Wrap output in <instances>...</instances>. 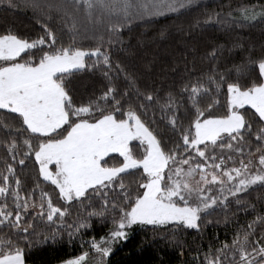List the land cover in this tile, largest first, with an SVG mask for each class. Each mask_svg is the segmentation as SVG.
<instances>
[{"label":"snow or ice","instance_id":"6c2138e0","mask_svg":"<svg viewBox=\"0 0 264 264\" xmlns=\"http://www.w3.org/2000/svg\"><path fill=\"white\" fill-rule=\"evenodd\" d=\"M0 4L18 6L14 0ZM199 5L200 0H24L43 17V35L29 39L11 28L0 32V147L7 154L0 156V264H28L26 248L55 241L61 228L70 247L80 237L81 251L59 264H107L114 245L126 241L135 226L199 230L202 221L211 222L205 217L232 203L257 212L246 197L264 188V51L253 56L249 50L233 66L234 81L228 78L231 70L213 65L208 72L191 70L178 90L161 97L158 88L141 90L119 61L114 67L108 50L123 45L120 32L134 21L147 23ZM227 7L206 11L190 27L230 30L264 23L261 0ZM54 19L60 35L50 26ZM64 33L67 43L61 41ZM86 40L95 46L84 47ZM218 51L212 48L209 57L217 59ZM253 68L258 76L241 84L239 78ZM96 71L107 81L104 88L86 102L77 100L73 77ZM120 74L128 84L122 91L113 80ZM152 105L175 140L162 139L143 119ZM222 106L225 111L217 112ZM249 110L258 117L255 123L247 118ZM111 154L121 162L110 164ZM32 157L36 177L26 189L17 166L25 167ZM136 173L138 179L125 182ZM42 184L53 186L55 200ZM72 203L91 211L69 225L65 217ZM93 217L110 219L112 227L85 240L81 234L91 229ZM37 221L57 229L44 235ZM204 264H264V212L240 225L230 241L210 246Z\"/></svg>","mask_w":264,"mask_h":264},{"label":"trees","instance_id":"16d2710c","mask_svg":"<svg viewBox=\"0 0 264 264\" xmlns=\"http://www.w3.org/2000/svg\"><path fill=\"white\" fill-rule=\"evenodd\" d=\"M14 2L18 4L15 8L0 4V32L11 28L17 34L29 39L43 35L41 27L43 17L40 13L25 7L24 0H14ZM253 2L255 0H200L199 7L182 14L154 17L147 23L134 21L130 28L122 29L120 32L123 45L117 44L108 48L112 54L114 67L115 61H119L137 77L141 90L146 87L158 88L161 97L168 91L178 90L182 79H187L186 74L191 70L196 74L208 72L213 65H218L221 70H231L228 78L234 81L237 77L233 66L240 65L249 54V50H252L253 56L264 51V23L230 30L218 26H190L194 25L197 19H205L206 11H219L222 7L224 11H228L229 4L235 8ZM50 26L56 28L60 35L59 25L55 19ZM61 41L68 42L67 33L61 35ZM83 46L94 47L95 41L86 40ZM214 47L219 49L215 60L208 55ZM257 76L258 69L253 68L250 74L241 76L239 82L245 84ZM113 80L121 91L128 87L123 74L114 76ZM72 83L77 89V100L86 102L89 96H98L107 81L101 76L100 71H96L76 73ZM220 100L223 105L225 101L223 93ZM224 111L223 106L217 109L219 113ZM253 112L254 110H249L247 118L255 123L258 117L254 116ZM143 119L149 122L162 139L168 141L169 138L172 140L177 138L167 126V121L156 105L149 107ZM182 119L187 123L186 117ZM16 126L19 127V124L17 123ZM130 146L136 154H139L138 141H133ZM6 155L4 149L0 147V156ZM111 157L110 164H118L122 160L118 154H111ZM2 166L0 163V167ZM36 171L34 157L26 160L25 167L17 166V173L21 176L26 189L32 187ZM138 178L139 173L124 177L125 182ZM42 187L53 192V186L42 184ZM53 197L55 200V192ZM246 199L256 205L257 212H264V188H254ZM56 202L61 203L58 200ZM92 207L98 209L100 202L94 200ZM88 211H91V208L87 205L81 207L78 203H72L69 208L70 214L65 217V223L71 225L78 216H84ZM257 212L238 208L232 203L228 210L217 209L210 216L205 217V220L211 222L202 221L199 230L181 226L178 231L173 232L171 227L153 229L151 226L146 228L135 226L126 241L114 245L112 254L107 258V264H169L167 258L178 253L184 254V260L179 264H204V255L209 251L210 246L215 249L221 241H230L235 230L253 219ZM91 224V229L84 230L81 234L85 240L92 236L98 239L112 227L110 219L101 222L100 219L93 217ZM36 229L44 235H49L57 229V225L37 221ZM59 232L60 236L55 241L50 239L46 243L34 242L30 250L26 248L28 264H59V260L81 251L80 237H75L70 247L67 230L61 228ZM84 247L86 248L87 245Z\"/></svg>","mask_w":264,"mask_h":264},{"label":"rangeland","instance_id":"374dc122","mask_svg":"<svg viewBox=\"0 0 264 264\" xmlns=\"http://www.w3.org/2000/svg\"><path fill=\"white\" fill-rule=\"evenodd\" d=\"M183 260H184V254L183 253H178V254H175V255L167 258V262L169 264H179Z\"/></svg>","mask_w":264,"mask_h":264}]
</instances>
